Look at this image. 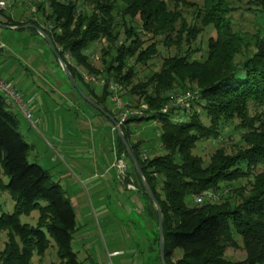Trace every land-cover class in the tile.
<instances>
[{"label": "trees", "instance_id": "1", "mask_svg": "<svg viewBox=\"0 0 264 264\" xmlns=\"http://www.w3.org/2000/svg\"><path fill=\"white\" fill-rule=\"evenodd\" d=\"M200 1L42 0L22 21L0 11V23H31L43 30L82 92L116 120L117 112L104 105L111 81L125 91L124 101L133 107L147 105L143 115L130 116L120 130L161 207L165 264H264V0L249 2L262 15L259 34L249 37L233 28L228 0ZM207 26L215 35L206 39L202 53L192 44ZM101 40L105 43L97 68L91 61L92 46ZM158 42L174 53L137 78L138 66L159 54ZM183 45L186 53L181 54ZM49 50L54 66L62 71ZM79 68L101 77L100 93L82 79ZM62 79L71 86L63 71ZM186 90L198 92V100L189 101L186 109L163 110L172 94ZM1 95L0 163L8 183H0V194L7 191L14 206L3 212L0 205V231L8 238L0 249V264H33V255H42L50 246L47 235L56 243L58 258L49 264H84L70 248L75 229L72 205L42 166L26 160L30 145L19 132L18 113ZM141 120L159 124L160 143L150 152L141 147L142 139H131L128 124ZM231 124L239 131L240 147L233 152L218 147L208 161L194 153L197 142L221 138ZM115 143V158L127 160L124 180L133 177L129 183L136 184L151 222L147 245L152 263L160 264L155 206L116 132ZM240 179L248 185L235 187L233 182ZM206 190L220 192L218 199L196 203ZM34 209V225L20 221ZM236 237L245 250L241 260L225 255L228 248L237 247Z\"/></svg>", "mask_w": 264, "mask_h": 264}, {"label": "rangeland", "instance_id": "2", "mask_svg": "<svg viewBox=\"0 0 264 264\" xmlns=\"http://www.w3.org/2000/svg\"><path fill=\"white\" fill-rule=\"evenodd\" d=\"M80 1V0H79ZM197 1L200 0H189ZM232 6L230 19L234 29H239L245 35L252 36L259 34V24L262 15L257 11L256 6L251 5L250 0H228ZM200 5V4H198ZM188 8V7H187ZM24 11L19 6L14 8V14L18 15ZM260 31H264L263 27ZM209 35H215L211 26L204 28L201 35L192 44V48L200 49L204 53L206 48V39ZM261 35V34H260ZM145 38L150 35L145 34ZM147 37V38H148ZM159 38H157L158 40ZM0 42L6 47L0 49V74L8 68L15 67L16 74H23L24 67H28L34 79L41 78L50 82L53 86H43V95L45 96L46 107H49L48 115L44 118L48 124L55 126V133L61 139V146L58 142H53L48 134L45 133L40 123L37 124V130H27L28 126L23 116H17L19 132L24 140L30 145L27 159L31 163H38L48 173L50 182L59 184L73 208L75 214V229L72 232L70 248L77 255V260L84 264H157L152 263L151 254L148 249V231L151 229V222L144 211L143 201L137 190H129L125 183L114 169L113 143L112 137L115 135L110 130V123L103 116L96 112L92 106L86 102L75 89L66 81L59 86L57 79H62V71L54 64L52 53L45 43L42 42L39 35L32 33L28 29L12 30L0 28ZM150 41H146L144 46ZM105 41L95 42L92 46L93 58L92 65L99 68L101 65L99 59V50ZM7 48V49H6ZM173 48L166 49L160 42L157 44L159 54L152 58L146 66H138L137 78L145 77L149 70H156L163 56L174 53ZM186 46L183 45L180 53H186ZM195 54V55H194ZM193 54V58L199 54ZM82 75L91 77L96 75L86 72L79 68ZM28 73L29 77L31 76ZM45 73L44 75H42ZM99 77V76H98ZM97 77V78H98ZM101 77H99V82ZM84 79V78H82ZM91 84L88 80L86 81ZM95 92L100 93L102 85L95 84ZM84 89V88H83ZM104 105L116 112V104L106 97ZM51 120V121H50ZM206 121L205 118H203ZM105 122V125L102 124ZM234 122H237L235 120ZM107 124V125H106ZM235 124V123H234ZM108 126V127H107ZM134 136L140 137L141 147L150 151L158 147L159 124L154 120H141L130 122L128 124ZM235 125H229L225 130V135L216 139H204L196 143L194 153L208 161L211 155L218 147H223L227 152H233L240 147L239 131L234 128ZM33 127V126H32ZM115 131V130H113ZM27 133V134H25ZM56 147V149H55ZM58 147V148H57ZM58 149V150H57ZM61 150H65L64 153ZM88 152L91 156L95 155L98 166L91 168L84 165L89 174L92 175L91 187L88 183L85 186L73 187L67 182L66 167H70V153L76 151ZM94 150L96 153L94 154ZM64 154V155H63ZM83 154V153H82ZM151 153H148V155ZM90 156V157H91ZM94 159L93 157H91ZM113 159V160H112ZM90 160V158H87ZM125 162L127 160L124 158ZM110 166L111 180L106 184L104 179V167ZM103 166V167H100ZM69 171V169H68ZM3 167L0 163V183H8L7 175L3 174ZM84 177V172L80 171ZM69 176L71 172H68ZM235 187L247 186L246 179H240L233 182ZM107 193V197L105 194ZM101 197V199H100ZM192 201L190 202V204ZM0 205L3 212H11L14 206V200L11 199L7 191L0 194ZM38 216V211L31 210L30 213L21 215L20 221L34 225ZM50 239V246L42 255H33V264H49L57 261V247L54 239ZM8 240L6 231H0V249H3ZM236 237L237 247L228 248L226 256L232 260H241L245 257V250L242 241ZM180 250H176V256Z\"/></svg>", "mask_w": 264, "mask_h": 264}, {"label": "built area", "instance_id": "3", "mask_svg": "<svg viewBox=\"0 0 264 264\" xmlns=\"http://www.w3.org/2000/svg\"><path fill=\"white\" fill-rule=\"evenodd\" d=\"M42 2V0H0V11L6 12L8 15L14 17V8L19 6L21 7L25 13L29 14L31 12H35L37 9V4ZM1 47V46H0ZM98 76H87L83 75V80L91 82L93 85L103 84L101 80L99 82ZM108 92H110V99L114 101L116 104L117 111V122L119 125L123 124L130 116L140 117L144 114V111L147 109L146 104H139L137 107H133L129 101H124L122 95L125 93L119 84L115 81H111L108 83ZM0 93L3 96V99L6 103L10 104L13 109H15L25 121H28L32 126L36 127L39 124V119L33 115L31 108H29V103L31 98H27L23 93L10 83L9 80L4 78L0 74ZM199 94L195 91L186 90L180 93H174L170 96V101L166 105H164L163 110L166 111L170 107H178L180 109H186L189 101L198 100ZM114 130V127L111 129ZM114 169H116L118 176L120 179L124 181L126 177L127 164L123 157H117L114 160ZM128 189L134 190L135 186L132 183L127 184ZM220 192L206 190L202 195L197 196L195 198L196 203H202L204 200L208 199L214 201L218 199ZM112 264V263H110Z\"/></svg>", "mask_w": 264, "mask_h": 264}, {"label": "crops", "instance_id": "4", "mask_svg": "<svg viewBox=\"0 0 264 264\" xmlns=\"http://www.w3.org/2000/svg\"><path fill=\"white\" fill-rule=\"evenodd\" d=\"M27 16H29V14L22 11V13H19L18 15L14 14L13 18H16L19 21H22L25 18H27ZM0 46H1L0 49L6 47V45L2 44L1 42H0ZM51 66H54V64L53 65L51 64ZM15 69H16L15 67H12V68H8L7 71H5V72L3 71V74H4L3 77L6 78L7 80H9L10 83H12L14 86H17V88L23 93L22 95H24L27 98H31L30 103H29V108H31L33 115L39 119L40 126H42L45 133L49 135V137L53 140V142H58V144L61 146V139L58 138L56 133H55V128H54L55 126L48 124V122H47L48 120L44 121V118H46L48 113H49L48 112L49 107H46L45 98H44L45 96L43 95V93H45V91H43L42 87L43 86L47 87L48 85L55 87V85H52L50 82H47L41 78L34 79L33 76L31 75L28 67H26V66L23 68L24 69L23 74H21V73L16 74ZM28 73H30V75H31L30 77L28 76L29 75ZM44 74L45 73H43L42 75H44ZM56 81L59 82V86L63 85V79H60V80L57 79ZM11 109H13V107ZM13 110L16 111L15 109H13ZM106 120L110 123V130H111L112 129L111 122L108 119H106ZM25 122L28 126L27 130H37L38 129V128L37 129L34 128V126L32 127V125L28 121H25ZM102 124L105 125V122H102ZM111 131L115 135V131H113V130H111ZM25 134H27V133H25ZM131 139H132V141L135 142V140L141 139V138L136 136V135L134 136V134H132ZM111 143H113V155L112 156L116 157L117 146L115 143V137L114 138L112 137ZM55 149H56V147H55ZM143 149H146V152H150V150L145 148V147H143ZM59 150L66 153V151L64 149L63 150L59 149ZM80 152H81L80 154L77 152V150L74 152H69L70 153L69 158H70L71 165H70V167H66V169L68 168L69 171L71 172V175L69 176V174H68L69 171H68V169L66 170L67 171L66 183L71 182L70 184L74 185L73 187H75V188L79 187V189H81V187L85 186L86 183H88V185L91 187L90 182H91L92 175H90L88 173L89 172L88 170H85L86 168L84 167V165H86L89 168H91L90 165H92L93 167H95V165L98 166L97 159H96L95 155L91 156V154L89 155L88 152L87 153L83 152V151H80ZM95 153H96V151L94 150V154ZM90 156L93 157L94 159H92ZM87 158H90L91 162L89 160H87ZM89 163H90V165H89ZM100 167H103V166H100ZM103 169H104V175L108 174L106 179H104V182L107 184L108 181L111 180V178H112L110 175L111 169H110L109 165L105 166ZM80 171L84 172V177H83V175H81V173H79ZM130 180L132 181L133 177L131 175H128V179L121 181L122 183H125L127 189H128L127 184L130 182ZM135 186H136V184H135ZM129 190H131V189H129ZM105 196L106 197L108 196L107 193L105 194ZM100 199H101V197H100Z\"/></svg>", "mask_w": 264, "mask_h": 264}, {"label": "water", "instance_id": "5", "mask_svg": "<svg viewBox=\"0 0 264 264\" xmlns=\"http://www.w3.org/2000/svg\"><path fill=\"white\" fill-rule=\"evenodd\" d=\"M0 28L2 29H12V30H22V29H26L27 28H32L33 30H36V32L45 40V43H47V45L49 46V48L52 50L53 54L56 56L59 64H60V68L62 69L67 81L71 84V86L77 91L76 93H78L86 102L89 103L90 106H92L93 108H95L96 110H98L99 112H101L104 116H106L105 118H107L113 125L114 130L118 136V138L121 140V143H123L125 150H126V155L129 157V159L131 160L132 164H133V168H135L138 176H139V180L142 183V186L145 190V193H147V195L149 196V198L151 199L153 206H155L156 212H157V232H158V250H159V257H160V264H165V257H164V239H163V228H162V221H163V216H162V210L161 207L159 206L158 201L156 200L154 193H152L153 191L151 190V188L149 187L148 182L146 181V178L143 175V172L141 170V168H139V163L136 159V156L133 155L134 153L132 152L129 144L126 142V138L122 132V130H120V125L118 124L117 120L112 117V115H110L107 111H105L100 105H97V103L95 101H93L90 97H88L85 93L82 92V89L79 87V85L77 84L76 80H74V77L71 75L69 69L67 68V65L65 64V62L63 61V59L61 58L60 55H58V52L54 46V43H52L50 37L43 31V30H39V27L31 24V23H27V24H23V25H19V26H9V25H5V24H1L0 23Z\"/></svg>", "mask_w": 264, "mask_h": 264}]
</instances>
